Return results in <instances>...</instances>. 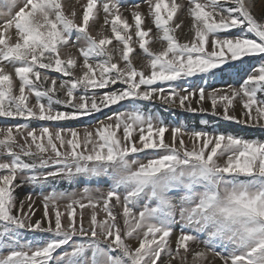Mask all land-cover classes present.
<instances>
[{
  "label": "snow or ice",
  "instance_id": "6c2138e0",
  "mask_svg": "<svg viewBox=\"0 0 264 264\" xmlns=\"http://www.w3.org/2000/svg\"><path fill=\"white\" fill-rule=\"evenodd\" d=\"M254 6L0 0V264H264Z\"/></svg>",
  "mask_w": 264,
  "mask_h": 264
},
{
  "label": "rangeland",
  "instance_id": "374dc122",
  "mask_svg": "<svg viewBox=\"0 0 264 264\" xmlns=\"http://www.w3.org/2000/svg\"><path fill=\"white\" fill-rule=\"evenodd\" d=\"M247 2L253 3V0H247ZM254 5L255 6L252 9L253 13L258 18L264 17V0H254ZM233 80H234L233 76H230L229 74H224L215 79L208 80L206 83L208 87H226L227 84L232 83ZM198 83H202V82H198ZM161 114L164 116L166 120H168L170 123L173 124L188 123L191 125V124H197L204 119H211L210 117L203 116L200 114L185 113L179 109L175 110L174 113L162 112ZM0 123H2V120H0ZM240 131L242 132L243 135L248 137H261L262 135H264V133H262L258 129L243 128L240 129ZM37 215H39V213Z\"/></svg>",
  "mask_w": 264,
  "mask_h": 264
},
{
  "label": "crops",
  "instance_id": "0c3cea01",
  "mask_svg": "<svg viewBox=\"0 0 264 264\" xmlns=\"http://www.w3.org/2000/svg\"><path fill=\"white\" fill-rule=\"evenodd\" d=\"M72 126H83L82 124H75V125H72Z\"/></svg>",
  "mask_w": 264,
  "mask_h": 264
}]
</instances>
